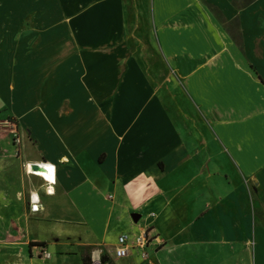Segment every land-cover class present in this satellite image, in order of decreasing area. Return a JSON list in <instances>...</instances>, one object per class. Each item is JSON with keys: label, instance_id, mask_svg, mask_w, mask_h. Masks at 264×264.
<instances>
[{"label": "crops", "instance_id": "0c3cea01", "mask_svg": "<svg viewBox=\"0 0 264 264\" xmlns=\"http://www.w3.org/2000/svg\"><path fill=\"white\" fill-rule=\"evenodd\" d=\"M246 1L0 0L42 11L27 38L45 46L20 49L6 26L24 18L0 16V124L22 140L0 130V163L14 154L19 172L12 193L0 173L1 260L264 264V0ZM43 162L54 194L25 172Z\"/></svg>", "mask_w": 264, "mask_h": 264}, {"label": "rangeland", "instance_id": "374dc122", "mask_svg": "<svg viewBox=\"0 0 264 264\" xmlns=\"http://www.w3.org/2000/svg\"><path fill=\"white\" fill-rule=\"evenodd\" d=\"M33 10L31 8H26V9H22L20 10V13H17V11L12 12L11 10H7V9H3L0 13V16L3 17V20L6 21V20H10L12 17H17V18H21L23 17V21L21 24H8L6 27H7V31L6 32H10L12 33L13 35L10 36L8 35V37H10L9 39H13L14 42L19 46H20V49L22 47H24L25 49H28V50H36V49H40L43 50L45 48V46H43L44 44V41H40L38 39H35V40H32L33 38H27L28 35H31L33 32H34V28L36 27H39V26H36L34 24V17L36 16H39V14L41 15V12H39L38 14H35L32 12ZM4 27V26H3ZM38 37V36H37ZM6 44L7 42L4 43L3 46H0V51H3L4 49H6ZM40 71V70H39ZM40 80L39 79H35L34 81L31 82V92L32 94L35 96L34 99L37 101V93L39 94V83ZM3 100L5 101V105H2L1 108H0V117L2 118V116H5L6 113H8V111L10 109V106L12 104V98H11V91L9 89L7 90H3ZM49 97H53V94L52 95H49ZM6 107V109L8 111H3V108ZM1 109H2V112H1ZM6 125V124H5ZM3 124H0V130H3L5 127H7L6 129L7 130H10L9 128L11 127H8L5 126ZM12 129H16L15 127L14 128H11ZM11 130L9 133V137L8 139L10 140V142L12 141V135H11ZM11 145H14L13 142L10 143ZM10 145V146H11ZM15 146V145H14ZM13 156V157H11ZM14 157H16L14 154H2L1 155V158H5L3 159L2 163H0L3 167V169L1 170L0 173L3 174V183H2V186H3V189L6 193H12L14 190H15V186L18 185L17 183V178H18V175H19V172L18 170L15 169L16 165L14 164V161L16 159H14ZM10 217H7L4 219V222L5 223H8L10 221ZM141 223L138 222V224H136L135 226L138 227ZM81 231H77V230H73L71 232L72 235H74L75 237H77ZM1 235V234H0ZM6 235V233H3L2 236ZM149 236V235H148ZM152 240V236H150V239H149V243L151 242ZM7 247L8 244H3ZM43 252V251H42ZM105 253V252H104ZM32 257V256H31ZM39 257L42 258V254H39ZM7 258H9L7 255H3V259L1 260L0 259V264H13L12 261H8ZM51 258V256H50ZM50 258H47V259H50ZM91 261H92V257H91ZM93 262V261H92ZM153 263V259L148 257L146 259H143V261H141V263L139 264H149V263ZM67 264V263H65ZM68 264H78V263H74V262H70ZM93 264V263H92ZM110 264H115L114 262H110Z\"/></svg>", "mask_w": 264, "mask_h": 264}, {"label": "built area", "instance_id": "2783aa9c", "mask_svg": "<svg viewBox=\"0 0 264 264\" xmlns=\"http://www.w3.org/2000/svg\"><path fill=\"white\" fill-rule=\"evenodd\" d=\"M11 135H12V142L14 143L15 147L19 148L22 144V140L18 134V131L16 129H13L11 131ZM34 165H36L39 169L34 170L33 169ZM40 170H43L47 174V177L40 176L42 177V180L46 183V194H54V187L56 186V166L49 164L47 162L33 164V165L32 164L25 165V172L28 176L40 178L39 176H37ZM32 196H30V202H29L30 212L37 213L42 209V205L40 204L39 197H36L35 200H33ZM149 239L150 236H148V234L145 232L135 237H130L125 234L121 235L118 238L117 245L114 248H112L110 254L115 260L124 259L129 256L130 249L132 247L137 248L139 250L145 249L149 245ZM40 254H42V257L44 259L50 258V254L47 251H45L43 248H40ZM143 257H146V255L143 254ZM100 258L101 257L92 258L93 261L92 263L102 264Z\"/></svg>", "mask_w": 264, "mask_h": 264}, {"label": "trees", "instance_id": "16d2710c", "mask_svg": "<svg viewBox=\"0 0 264 264\" xmlns=\"http://www.w3.org/2000/svg\"><path fill=\"white\" fill-rule=\"evenodd\" d=\"M207 1V0H206ZM249 2H251V0H248L245 2L244 5L248 4ZM31 247L32 246H41V247H45L44 244H30ZM101 263L102 264H110V259H108V257L106 255H101ZM83 264H92L91 258L89 256H84L83 257Z\"/></svg>", "mask_w": 264, "mask_h": 264}, {"label": "bare ground", "instance_id": "6f19581e", "mask_svg": "<svg viewBox=\"0 0 264 264\" xmlns=\"http://www.w3.org/2000/svg\"><path fill=\"white\" fill-rule=\"evenodd\" d=\"M29 170H30V168H29ZM37 176H39V177H40V176H46V177H47V174H46V172H44L43 170H40L39 173L37 174ZM40 178H42V177H40ZM93 257H94V258H97V252H94V253H93Z\"/></svg>", "mask_w": 264, "mask_h": 264}, {"label": "water", "instance_id": "95a60500", "mask_svg": "<svg viewBox=\"0 0 264 264\" xmlns=\"http://www.w3.org/2000/svg\"><path fill=\"white\" fill-rule=\"evenodd\" d=\"M33 169H34V170H38L39 168H38L36 165H34V166H33Z\"/></svg>", "mask_w": 264, "mask_h": 264}]
</instances>
